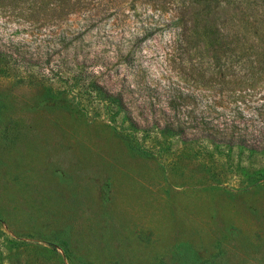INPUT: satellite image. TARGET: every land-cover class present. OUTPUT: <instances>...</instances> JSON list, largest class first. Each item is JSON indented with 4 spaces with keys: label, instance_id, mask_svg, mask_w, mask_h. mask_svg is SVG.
<instances>
[{
    "label": "rangeland",
    "instance_id": "374dc122",
    "mask_svg": "<svg viewBox=\"0 0 264 264\" xmlns=\"http://www.w3.org/2000/svg\"><path fill=\"white\" fill-rule=\"evenodd\" d=\"M16 4L0 0V47L31 76L0 67V232L15 241L5 264H264V179L247 180L231 165L236 156L155 127L141 151L129 121L85 108L72 92L43 93L46 82L66 86L42 76L43 62L68 71L77 55L123 91L136 118L171 113L168 86L189 92L183 110L199 112L213 93L184 67L209 58L198 49L192 63L176 58L173 28L149 26L165 16L150 0L99 22L35 24ZM251 100L244 114L260 124ZM230 107L213 105L212 116Z\"/></svg>",
    "mask_w": 264,
    "mask_h": 264
},
{
    "label": "trees",
    "instance_id": "16d2710c",
    "mask_svg": "<svg viewBox=\"0 0 264 264\" xmlns=\"http://www.w3.org/2000/svg\"><path fill=\"white\" fill-rule=\"evenodd\" d=\"M133 1L137 0H8V4L14 9L16 3H23L19 17L35 24L56 22L72 15L99 22L103 12L121 13L123 7ZM150 3L160 12L158 16H165L154 24L150 22L149 26L173 28L170 45L174 52H179L176 58L192 63L190 53L197 49L202 56L209 58L200 69L193 64H186L188 70L184 69L194 84L213 93L211 102L206 101L199 112L192 107L183 110L184 106L188 107L189 92L184 91L183 95L181 89L168 86L171 94L167 107L171 113L165 111L159 116L153 111L151 119L146 116L136 118L123 91L102 82V72L89 69L85 60L79 61L77 55L68 71H63L58 64L52 68L49 58L43 62L42 70L47 72L42 76L51 74L66 84L65 88L56 89L52 83L46 82L43 93L52 96L53 90L72 92L77 103H83L85 108L88 104L102 106L115 119L120 117L129 121L132 136L136 139L131 145L141 151H146L144 144L150 139L153 127L160 128L159 133L163 136L183 137L184 142L199 140L219 154L236 156L231 165L247 180L264 179V120L255 124L250 114H244L245 106L255 102L251 98L258 100L254 108L264 113V0H150ZM192 4H196V8H192ZM209 15H212L211 20ZM200 22L204 24L196 26ZM0 61V67L18 74V79L26 80L31 76L21 75L16 67L18 59L1 47ZM213 105L223 109L232 107L229 113L221 111L212 116ZM229 160L234 158L229 157ZM13 244L15 241L0 232V264L6 263V253Z\"/></svg>",
    "mask_w": 264,
    "mask_h": 264
}]
</instances>
